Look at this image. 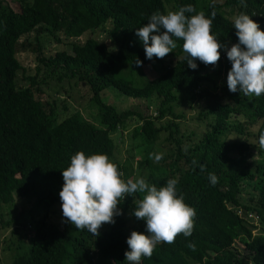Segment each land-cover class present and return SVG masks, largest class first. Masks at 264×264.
<instances>
[{
  "label": "trees",
  "instance_id": "trees-1",
  "mask_svg": "<svg viewBox=\"0 0 264 264\" xmlns=\"http://www.w3.org/2000/svg\"><path fill=\"white\" fill-rule=\"evenodd\" d=\"M188 4L208 18L215 13L212 34L227 46L217 65L196 60L190 68L176 38L164 58L147 59L137 28L157 10ZM241 12L264 31V0H0V236L17 224L0 239L6 264H129L131 232L148 234L133 215L140 193L120 201L121 214L98 236L63 217L62 170L77 151L106 154L125 182L143 177L159 188L177 179V195L196 210L191 236L157 244L140 264H264V94L227 86V49L239 42L233 17ZM100 28L114 48L93 36ZM63 39H71L70 51H45L44 41ZM22 53L33 56V67ZM81 89L88 98L75 109L68 98L79 104ZM107 90L140 103L121 108L103 97ZM187 109L196 112L189 127ZM12 206L17 217L4 218ZM250 215L261 235L252 234Z\"/></svg>",
  "mask_w": 264,
  "mask_h": 264
},
{
  "label": "clouds",
  "instance_id": "clouds-1",
  "mask_svg": "<svg viewBox=\"0 0 264 264\" xmlns=\"http://www.w3.org/2000/svg\"><path fill=\"white\" fill-rule=\"evenodd\" d=\"M214 18L215 13L208 18L204 11L197 12L191 4L166 14L157 10L147 23L137 28L136 35L149 60L154 56L164 58L172 52L177 47L176 38L183 41L182 48L190 68H197L196 60L215 66L220 60V49L227 46L212 34ZM233 25L239 42L227 49V58L232 64L227 86L233 93L239 89L245 96L259 97L264 94V31L243 12L233 17ZM136 64L142 66L139 60ZM259 145L264 148V133L259 136ZM155 158L160 160L162 154ZM62 177L64 183L59 196L63 217L76 229H87L94 236L99 235L103 224L115 222L114 216L121 214L118 205L126 195L143 194L142 198L134 200L133 215L146 221L148 234L131 232L126 241L130 250L124 254L129 264H140L142 257L151 258L161 242L173 244L179 234L186 238L192 235L196 210L184 202L182 195H177V179H169L159 188L143 177L125 182L117 165L106 154L85 155L83 151L71 156L69 166L62 170ZM209 180L215 185L216 175L209 173ZM237 214L246 215L241 209ZM249 220L254 225L252 234L261 235L258 216L250 215ZM188 247L194 250L195 244L189 243Z\"/></svg>",
  "mask_w": 264,
  "mask_h": 264
},
{
  "label": "rangeland",
  "instance_id": "rangeland-1",
  "mask_svg": "<svg viewBox=\"0 0 264 264\" xmlns=\"http://www.w3.org/2000/svg\"><path fill=\"white\" fill-rule=\"evenodd\" d=\"M219 1L222 2L224 0H219ZM106 27H108V26L106 25L105 28ZM103 29L104 28H100L98 31L95 32V34H93V36H96L99 40L106 41V43H107V45L109 47L114 48L113 42H112V40H110L108 38L107 33L102 32ZM87 36H88V34H84V35L81 36V38H77L76 41H83ZM61 38H63V37L61 36ZM70 42H71V39H63L61 43H57L54 40H52V41H49V42H45L44 41L43 42V45L46 48L45 49L46 52H54L55 50H67V51H70V46L68 45ZM20 59H21V61L23 62V64L25 66H30V67H33L34 66L33 56L30 53H22L20 55ZM136 70L137 69H134L133 71H136ZM142 71L145 73L142 76V78L144 80H146L147 79V74H146V72L144 70H142ZM49 91H48V93H50ZM83 91H84V89H81V90H79L80 93H76L74 95L79 104H77L75 100H73L71 98H68L74 104L73 108L77 109L82 104H84L83 102L88 98L87 95H83L82 96V94H84ZM103 97L106 100H108V101H113V103H117L121 108H126V107L132 105L133 102L140 103L138 100H134V99H131L129 97H124L121 94H116V93H114L111 90L105 91L104 94H103ZM80 103H82V104L80 105ZM149 108H151V110H152V108H154V106L152 104H150ZM183 108L186 110V107H183ZM194 115H196V112L195 111L189 112L188 109H187L186 118L184 119L182 125L183 126H187V127L192 126V124H191V118ZM166 120L167 119H165L163 121H166ZM195 124H197V123H195ZM196 128H199V125L196 126ZM233 137H234L233 134H229L227 136L228 139L229 138L232 139ZM129 141H131V139L130 138H127V142H129ZM135 141H137V140L134 139V142ZM120 153L122 154V158H124L125 155L122 152H120ZM253 155H254L253 156L254 158H257L256 152L253 153ZM135 157L138 158V154L137 153L135 154ZM136 161H137V159H135V163H136ZM134 178H136V176ZM241 187L242 188H245L244 186H241ZM248 190H249V188H247V187L243 190V194H242L243 199H246V192ZM53 209L58 212L59 209H60L59 204H56ZM2 212L7 213V214H5L4 218H9V219H13V220L17 217L16 214H18L17 211H16V208H14V206H12L10 208H3L2 209ZM51 220H54V221L57 220L56 215L54 217H52ZM15 225H17V224L16 223L15 224H12L11 226H9V228L7 230H3V233L0 236V239L2 240L4 237H8L10 235L9 232L15 227ZM256 230H258V229H256ZM8 255H9V253H3L1 251V248H0V264H6L7 263L6 262V256H8Z\"/></svg>",
  "mask_w": 264,
  "mask_h": 264
}]
</instances>
